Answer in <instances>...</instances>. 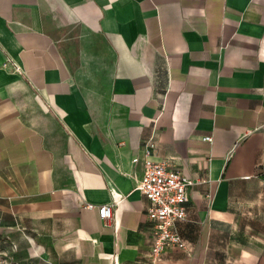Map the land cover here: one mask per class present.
Here are the masks:
<instances>
[{
    "label": "crops",
    "instance_id": "0c3cea01",
    "mask_svg": "<svg viewBox=\"0 0 264 264\" xmlns=\"http://www.w3.org/2000/svg\"><path fill=\"white\" fill-rule=\"evenodd\" d=\"M150 137L194 182L175 222L189 251L155 262L134 188ZM83 200L115 202L110 218ZM16 231L22 264H264V0H0L12 255Z\"/></svg>",
    "mask_w": 264,
    "mask_h": 264
},
{
    "label": "built area",
    "instance_id": "2783aa9c",
    "mask_svg": "<svg viewBox=\"0 0 264 264\" xmlns=\"http://www.w3.org/2000/svg\"><path fill=\"white\" fill-rule=\"evenodd\" d=\"M17 69V67H16ZM160 112L154 118L158 119ZM211 135H204L203 140L211 141ZM154 146L152 138L145 143V154L142 158V173L135 178V189L144 194L151 205L146 214L154 222V239L151 243L150 256L153 262L158 261L165 249L171 247L189 249L183 237L175 229V222L185 220L186 209L184 203L187 199V188L194 182L192 179L182 175L179 171L170 167L167 159L152 160L148 155ZM138 157L132 158L133 162ZM115 202L90 203L83 200L87 208H95L99 217L107 221L112 212Z\"/></svg>",
    "mask_w": 264,
    "mask_h": 264
},
{
    "label": "rangeland",
    "instance_id": "374dc122",
    "mask_svg": "<svg viewBox=\"0 0 264 264\" xmlns=\"http://www.w3.org/2000/svg\"><path fill=\"white\" fill-rule=\"evenodd\" d=\"M14 236L15 242L13 243V255L9 252L7 253L4 249H2V245H0V264H22L24 261L20 258L24 256L25 250L23 248H18V242L20 244L22 243V238H20L21 232L16 231Z\"/></svg>",
    "mask_w": 264,
    "mask_h": 264
}]
</instances>
